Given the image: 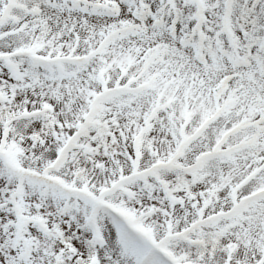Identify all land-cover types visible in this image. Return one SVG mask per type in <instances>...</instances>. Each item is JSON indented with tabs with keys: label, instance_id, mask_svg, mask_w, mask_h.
Wrapping results in <instances>:
<instances>
[{
	"label": "snow or ice",
	"instance_id": "6c2138e0",
	"mask_svg": "<svg viewBox=\"0 0 264 264\" xmlns=\"http://www.w3.org/2000/svg\"><path fill=\"white\" fill-rule=\"evenodd\" d=\"M0 264H264V0H0Z\"/></svg>",
	"mask_w": 264,
	"mask_h": 264
}]
</instances>
